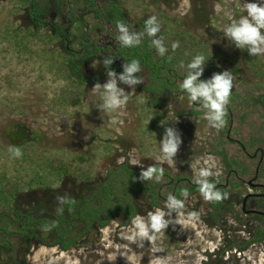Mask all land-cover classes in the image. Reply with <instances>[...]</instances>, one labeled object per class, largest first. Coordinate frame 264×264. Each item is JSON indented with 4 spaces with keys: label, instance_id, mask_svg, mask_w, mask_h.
Segmentation results:
<instances>
[{
    "label": "rangeland",
    "instance_id": "1",
    "mask_svg": "<svg viewBox=\"0 0 264 264\" xmlns=\"http://www.w3.org/2000/svg\"><path fill=\"white\" fill-rule=\"evenodd\" d=\"M122 2L130 20L141 23L142 30L144 22L155 15L161 32L195 34L207 42L211 52L237 64L233 87L240 89L243 100L231 106V120L216 130L208 125L204 113L182 114L191 106L186 96L175 105L152 108L140 85L130 89L118 83L130 99L121 110L125 115L119 117V123L112 124L118 113H101L95 106L101 99L92 88L95 83H84L75 93L77 89L71 86L64 70L68 58L64 45L78 52L82 40L103 43L107 41V29L88 16L85 23L66 25L65 42L52 41L51 27L61 22L70 0H0V179L5 178L0 187L15 186L17 192L11 201L14 210L30 212L36 219L46 217L50 224L61 207L58 196L84 197L95 202L96 189L106 172L127 163L139 176L141 167L133 165L136 161L144 167L162 165L171 177L180 174L193 182L197 170L208 167L219 173L218 178H211L212 182L220 184V191L229 196L216 202V207L200 193L180 196L185 208L171 217L178 224H170L154 243L144 241L143 248L128 239L134 230L133 219L124 222L120 212L107 226H94L67 250L54 244L53 233L40 227L34 228L32 238L30 234L21 236L20 223L12 215L0 223V264H264V241L245 245L261 223L242 213L241 207L248 193L259 190L249 189L250 177H242L239 182L225 181L226 167L217 154L223 136L230 139L228 153L239 152L238 143L247 137L249 126H240L238 116L253 107L259 97L261 102L253 118L259 122L264 119V55L249 56L246 49L236 48L223 33L230 22L246 15L244 0ZM31 4L46 20L43 28H36L30 21ZM199 9H204L209 22L199 19ZM81 63L85 78L106 82L108 70L102 60ZM81 93L85 96L81 97ZM65 95L69 98L65 99ZM75 95L78 100L74 101ZM166 127L175 128L182 140L174 164L156 159ZM9 146L19 147L22 157L13 158ZM52 160H61L66 166L53 183L55 174L51 175L48 167ZM252 160L251 169L259 156ZM256 182L264 181L258 178ZM169 193L164 189L165 198ZM5 202L1 200L0 206ZM133 203L136 216L147 217L165 208L166 201L154 207L143 194H137ZM255 203L248 202L247 208H254ZM192 212L197 217L190 216ZM66 229L65 236L69 238L79 230L77 224H68Z\"/></svg>",
    "mask_w": 264,
    "mask_h": 264
},
{
    "label": "trees",
    "instance_id": "2",
    "mask_svg": "<svg viewBox=\"0 0 264 264\" xmlns=\"http://www.w3.org/2000/svg\"><path fill=\"white\" fill-rule=\"evenodd\" d=\"M70 1L69 10L64 12L61 22L52 23L49 36L52 41L65 42L66 25L85 23V18L88 16H92L108 32L106 34L107 41L103 43L97 44L90 39L82 40L78 52L68 49L64 45L63 50L68 56L64 70L70 77L71 86L77 89L75 93H79L78 88L84 83L98 82L97 78L87 79L82 75L81 62L92 59L103 60L107 56L114 57L110 68L117 74L123 72V64L125 62H130L133 59L139 60L141 71L137 75L144 81L139 85L148 96V105L152 108L162 104L175 105L181 101L183 96L187 97V94L179 88L185 72L178 65L181 61L187 64L197 54H203L207 60L203 74L200 77L201 80L210 79L213 73H221L225 70H229L234 78L238 74V66L234 61L211 52L207 42L192 33L160 31L158 36L163 38L165 46L168 48L164 57H161L151 45L152 38L147 35L144 36L140 45L136 47H122L117 40L119 34L116 28L117 21L128 25L131 31L143 32L141 23L130 20L127 7L122 0ZM198 13L202 22H209L204 9H199ZM28 15L31 23L36 28H43L47 25L45 18L38 16L34 4H31ZM174 41L180 42V47L175 51L171 48V44ZM77 57H81V59L77 60ZM239 91L240 89L236 87L232 89L230 102L226 106V119L228 121L231 120V106L241 103L243 100V94ZM84 96L85 94L81 93V97ZM64 97L65 99L69 98L66 95ZM72 100H78V97L75 95ZM260 102L259 97L255 100L253 107L238 116L240 126L243 124L249 126L247 137L238 143L239 152L234 155L228 153L226 147L230 139L227 136H223V141L217 145V154L222 158L226 167L225 181L233 179L239 182L242 177H250V179L256 177V179L262 178L264 180V119L259 122L253 118L257 113ZM190 105L189 110L182 111V114L197 115L204 113L199 105L193 103ZM176 113L180 114L178 109H176ZM256 153L259 156V161L251 169L252 159L256 156ZM48 167L50 169L49 173L51 175L55 174L51 181L52 183L66 169L65 163L61 160L50 161ZM1 181H5V178L0 179V184L2 183ZM216 187L218 190H222L220 184H216ZM164 189H167L177 198L180 197L181 189H187L189 194L200 193L198 186L188 176L178 174L175 177H171L167 171H164L161 182H155L154 180L142 182L139 180L138 173L126 163L112 167L106 172L105 178L100 183L99 188L96 189L95 202L84 197L80 199L70 198L75 203L62 206L64 211L62 214L58 215L56 213L54 215L52 223H55L56 227H53L50 231L44 230L46 225H50L48 218L36 219L33 218L30 212L14 210L11 206V201L14 200L17 192L15 186L9 185L6 188L1 186L0 201L4 200L6 204L0 206V223L4 218H11L14 215L16 221L20 223L21 236L30 234V238H32L34 237V228L40 227L45 232L53 233L54 244L58 245L62 250H67L75 245L83 235L89 233L94 226H99L100 228L107 226L118 212L124 215V222L134 219L137 211L133 198L137 194H143L149 199L150 205L159 207L161 201H166L163 194ZM216 205V202L212 203L213 207H216ZM260 207L264 210V199L261 200ZM252 217L257 219L261 226L257 228L254 236L245 245L264 241V217L257 215ZM68 224L78 225L79 230L74 237L65 236Z\"/></svg>",
    "mask_w": 264,
    "mask_h": 264
},
{
    "label": "clouds",
    "instance_id": "3",
    "mask_svg": "<svg viewBox=\"0 0 264 264\" xmlns=\"http://www.w3.org/2000/svg\"><path fill=\"white\" fill-rule=\"evenodd\" d=\"M243 11L246 15H242L238 20H233L224 29V37L231 41L236 48L247 50L249 56L264 55V0L257 2H248L244 0ZM143 32L131 31L123 22L117 21L116 28L118 30L117 40L122 47L131 48L140 45L145 35L152 38L151 45L157 50L161 57H164L168 51L163 38L158 36L161 25L155 15L150 16L145 22ZM180 47L179 41L171 44L173 51ZM171 59V57H169ZM114 57L107 56L102 60L103 66L108 69L106 72L107 80L105 83H95L92 87L100 96V102L95 106L101 113H118L113 116L111 123H119V117H123L125 113L121 111L126 108L130 99L128 92L118 86L119 84L127 85L130 89L143 83V79L137 75L141 71L140 62L133 59L123 64V72L117 74L110 68ZM206 58L203 54L195 55L190 62L185 64L181 61L178 65L185 72L184 78L179 85L182 92L187 94L189 101L197 104L204 112V119L208 125L216 130L223 129L227 124V105L230 102L231 92L233 89L234 76L229 70L221 73H213L210 79L201 80L200 77L204 71ZM100 63V61H98ZM152 118V117H151ZM150 118V119H151ZM182 140L180 133L173 127H166L164 134L159 142L158 161H171L177 155ZM9 153L13 158L22 157V151L17 146H9ZM139 165L141 172L139 180L161 182L164 176V168L156 163L144 167L139 161L133 163ZM219 173L213 172L208 167L199 168L194 178V183L198 186V190L207 202H222L227 199L229 194L221 192L217 189L216 183L212 182L213 177L218 178ZM135 179V178H134ZM180 196L187 198L189 192L187 189H181ZM57 214L64 211L63 205L74 204L75 201L67 196H58ZM185 208L184 200L177 198L169 193L166 198L165 208L156 209L148 213L147 217L136 216L133 221V232L128 237L139 248L144 247V241L154 243L158 236L163 235L170 224H178L176 219H172V213L176 215L182 213ZM192 217H197L196 212L189 213ZM168 217L166 219L165 217ZM56 227L55 223L46 225L45 231H50Z\"/></svg>",
    "mask_w": 264,
    "mask_h": 264
},
{
    "label": "flooded vegetation",
    "instance_id": "4",
    "mask_svg": "<svg viewBox=\"0 0 264 264\" xmlns=\"http://www.w3.org/2000/svg\"><path fill=\"white\" fill-rule=\"evenodd\" d=\"M255 155H257V153ZM256 181H257L256 177L251 178V179H249L247 181V186L249 187V189H251V190H259V191L255 192V193H248V194H251L252 196L246 200V210L247 211L259 212V213L258 214H254V213L246 214V213H244V214L246 216L257 215V216L264 217V210H262L261 207H260L261 200L264 199V182L262 183V182H256ZM248 182H251L250 186L248 185ZM253 201L256 202L254 208H252V209L247 208L248 207L247 206L248 202H253ZM254 244H256V243H254Z\"/></svg>",
    "mask_w": 264,
    "mask_h": 264
},
{
    "label": "water",
    "instance_id": "5",
    "mask_svg": "<svg viewBox=\"0 0 264 264\" xmlns=\"http://www.w3.org/2000/svg\"><path fill=\"white\" fill-rule=\"evenodd\" d=\"M248 185L250 186V185H251V182H248ZM251 196H252L251 194H248V195H246V196L243 198V201H242V204H241L242 212H243V213H246V214H251V213L258 214L259 212L247 211V210H246V200H247L248 198H250Z\"/></svg>",
    "mask_w": 264,
    "mask_h": 264
}]
</instances>
